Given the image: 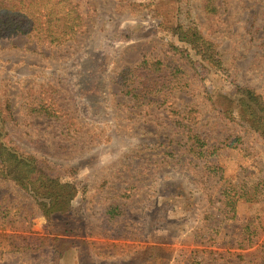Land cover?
I'll return each mask as SVG.
<instances>
[{
	"label": "rangeland",
	"instance_id": "1",
	"mask_svg": "<svg viewBox=\"0 0 264 264\" xmlns=\"http://www.w3.org/2000/svg\"><path fill=\"white\" fill-rule=\"evenodd\" d=\"M70 1L82 27L65 45L0 39L3 140L77 187L70 210L46 220L0 179V264H254L264 140L221 112L236 86L264 97V0H214L210 13L206 0ZM190 21L214 49L177 38ZM143 59L182 74L171 92L133 102L116 77ZM45 107L52 115L35 111ZM191 108L210 143L237 135L238 145L193 159L176 128V111ZM234 184L260 200L238 201L229 218L222 192Z\"/></svg>",
	"mask_w": 264,
	"mask_h": 264
},
{
	"label": "trees",
	"instance_id": "2",
	"mask_svg": "<svg viewBox=\"0 0 264 264\" xmlns=\"http://www.w3.org/2000/svg\"><path fill=\"white\" fill-rule=\"evenodd\" d=\"M205 7L207 12H214V0H206ZM81 27L80 13L70 0H0V39L24 36L37 45L53 48L73 40ZM173 30L177 38L195 53L202 49H214L212 41L206 39L192 21L188 24L182 22ZM170 46L182 56V50ZM165 66L159 60L143 59L136 65L123 67L116 77L121 93L128 96L129 100L139 102L149 100L150 96L171 92L177 87L175 85L182 73L179 68L173 72ZM202 78L204 76L199 77L200 81ZM236 91L241 96L233 101L234 106L227 107L221 113L264 140V97L249 87L236 86ZM209 100L211 101L210 97ZM35 111L40 115H52L48 114L50 111L46 107ZM193 111L194 108L176 111V128L184 134L183 146L193 159H206L215 154L218 148L238 145L237 135H233L229 141L224 138L210 143L209 135L201 132V126L191 116ZM6 123L4 111L0 108V179L11 181L25 190L34 199L46 220L54 214L67 213L77 194L74 182L62 179L59 174L45 172L46 161L20 152L11 144L5 143L2 130ZM234 186L232 190L226 188L222 192L229 218L235 216L238 201L260 200L257 190L237 184ZM117 208L118 206H114L110 210L112 216H115L113 211ZM257 254L254 264H264V246L260 247Z\"/></svg>",
	"mask_w": 264,
	"mask_h": 264
}]
</instances>
